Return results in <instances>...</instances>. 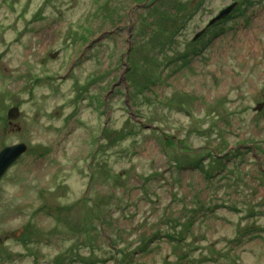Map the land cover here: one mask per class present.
I'll return each mask as SVG.
<instances>
[{"label": "rangeland", "instance_id": "obj_1", "mask_svg": "<svg viewBox=\"0 0 264 264\" xmlns=\"http://www.w3.org/2000/svg\"><path fill=\"white\" fill-rule=\"evenodd\" d=\"M262 93L264 0H0V264H264Z\"/></svg>", "mask_w": 264, "mask_h": 264}, {"label": "flooded vegetation", "instance_id": "obj_2", "mask_svg": "<svg viewBox=\"0 0 264 264\" xmlns=\"http://www.w3.org/2000/svg\"><path fill=\"white\" fill-rule=\"evenodd\" d=\"M230 15H231V12L226 17H224V18L220 19L219 21L215 22L214 24L210 25L207 28V30L211 26H214L215 28L219 29L220 24L222 22L226 21L229 18ZM211 18L212 17H210V19ZM203 33H205V31ZM259 88H262V87H259ZM257 92L259 93V90L254 91L253 93L256 94ZM225 107L227 108V110H229V109H231V110L237 109V110H234V111L226 112L225 123H227V119L229 121L231 120V118H229L228 116L232 115V113L235 112V114H239V113H244L245 111H247L248 112V116H247L246 120H247L248 123H250V122L251 123H259L260 122L262 125H264V94L263 93H262V96L260 98L252 101V103L249 104V105H247L246 102L242 103L241 102V98H239V101H237V105L236 106H230V107L225 106ZM238 147H240V148H242V147L243 148H250L251 152H252L251 156H252L253 159L261 158V156H262V158H264V140L251 141V142L238 141V142H236V145L231 146L230 150L224 149V151L221 154L220 158L229 157L230 154H232V151L238 152ZM236 154L237 153H235L234 156ZM259 170H260L261 174H264V167L259 168Z\"/></svg>", "mask_w": 264, "mask_h": 264}, {"label": "water", "instance_id": "obj_3", "mask_svg": "<svg viewBox=\"0 0 264 264\" xmlns=\"http://www.w3.org/2000/svg\"><path fill=\"white\" fill-rule=\"evenodd\" d=\"M236 1L233 3L226 5L219 12L213 16L203 27L200 29L194 36L193 40H195L198 36H200L208 26L214 24L220 19L226 17L236 6ZM20 114V110L18 106H12L7 111V118L10 122L16 119ZM27 145L25 142H15L12 144H8L3 146L0 149V178L4 175L7 169L26 151Z\"/></svg>", "mask_w": 264, "mask_h": 264}, {"label": "trees", "instance_id": "obj_4", "mask_svg": "<svg viewBox=\"0 0 264 264\" xmlns=\"http://www.w3.org/2000/svg\"><path fill=\"white\" fill-rule=\"evenodd\" d=\"M153 3V1H149V2H147L144 6H146V7H149L151 4ZM155 6V4L154 5H152V7H154ZM141 6H138V9L140 8ZM146 7H144V8H146ZM151 7V8H152ZM146 86V84L144 85V87Z\"/></svg>", "mask_w": 264, "mask_h": 264}, {"label": "bare ground", "instance_id": "obj_5", "mask_svg": "<svg viewBox=\"0 0 264 264\" xmlns=\"http://www.w3.org/2000/svg\"><path fill=\"white\" fill-rule=\"evenodd\" d=\"M245 39H246V43H252L253 42V39L249 36H246Z\"/></svg>", "mask_w": 264, "mask_h": 264}]
</instances>
